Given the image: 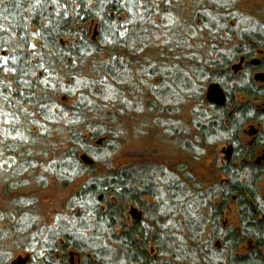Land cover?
<instances>
[{
  "label": "trees",
  "instance_id": "trees-1",
  "mask_svg": "<svg viewBox=\"0 0 264 264\" xmlns=\"http://www.w3.org/2000/svg\"><path fill=\"white\" fill-rule=\"evenodd\" d=\"M237 4L0 0V155L25 160L24 171L39 180L48 168L69 192L58 215L64 221L41 225L37 211L50 186L40 180L27 189L14 167L1 165L0 264H72L71 257L76 264H264L256 190L264 169L250 165L252 152L236 137L242 124L259 122L256 145L264 147V112L252 107L264 103V27ZM257 50L262 61L250 71L259 81L230 72L234 60ZM216 81L229 94L224 108L197 92V83ZM233 94L242 104L234 106ZM192 100L209 109L200 106L191 119L193 161L204 149L201 137L219 135L235 146L211 185L195 182L186 162L174 167L143 155L129 165L109 162L124 143L123 119L139 121L143 136L164 131L172 140L181 133L175 118L193 112ZM37 128L52 134L40 137ZM231 206L234 227L223 218ZM131 207L140 219L129 217Z\"/></svg>",
  "mask_w": 264,
  "mask_h": 264
},
{
  "label": "rangeland",
  "instance_id": "rangeland-1",
  "mask_svg": "<svg viewBox=\"0 0 264 264\" xmlns=\"http://www.w3.org/2000/svg\"><path fill=\"white\" fill-rule=\"evenodd\" d=\"M238 1L237 7L239 9H241V11L246 12L247 14L250 15V21L254 22L255 27L256 25L258 26L261 25L262 27H264V0H236ZM192 7H188V14L187 16H189V14L192 13ZM260 27V26H259ZM28 49H30V51L33 53L35 51V49L32 47V45L28 46ZM28 53V51L26 52ZM254 58H259V55L256 53V55L252 56ZM253 58V59H254ZM239 59H236L232 62V64L237 65L240 64L238 63ZM233 65V66H234ZM244 69V68H243ZM245 70H236V72L238 73L237 75L239 76L240 73ZM235 72V73H236ZM242 74V73H241ZM245 74V73H244ZM236 75V77H238ZM208 84L202 85V87H200L199 83L196 84V87H199L200 89L197 90V92L199 93V98L202 97V95H204L205 90L207 88ZM195 88V87H194ZM170 91V90H169ZM168 91V92H169ZM231 91V89H230ZM194 92V90H193ZM233 100H238L236 102H239L241 100V98H237L236 94L232 95ZM200 100V99H199ZM64 101V99L62 100ZM242 101V100H241ZM192 106H193V112H188L186 110V112H184V114H182V116L180 115L177 119L175 118L176 122L174 123L175 127L176 124L181 120H182V124L180 125V132L179 133L178 130H176L174 132V135L171 137L172 140L170 139V137L166 138L168 140L164 139L165 136V132L162 131H158L156 132L155 130L153 131V133L149 134V135H142L141 132L137 129H139L138 125H139V121L135 120V119H123V124H125V130H124V134H123V139H124V143L117 145V150L114 151L112 154H110L109 156V162L114 163L116 161H118L119 163L121 162H126V165L130 164V159H132L133 156L135 155H143L144 157L147 158H153L151 160H155L158 159L160 164H166V165H172L174 167H176L175 165H179V163H188L189 165H191L190 167L192 168L194 173H197V178L195 180V182L200 183L201 185H205V187L207 185H211L215 180L216 176H219L220 170L224 167V165H226L227 163V151H228V147H229V142H224L223 138H220L219 135H215L212 136L211 138L207 139L204 141L201 137V141L204 143V149L201 150H197V159L193 161L194 159V155H192V151L194 149L193 146V141L195 139H193V134L195 132V127L193 125H191V119L194 120L195 117H197V113L200 111V106L203 107L202 111L205 110V108L207 110H209L206 106H204V104L199 103L198 104V100L194 101L192 100ZM65 105H70L71 104V100H66L64 101ZM256 105L258 106V108L260 110H262V108L264 107V103L262 101H255ZM26 110H29V108H26ZM31 111V110H29ZM25 112V111H23ZM29 113L31 114L30 116H32L33 112H27L26 114L23 113V116L25 117V119L27 120V123H24L25 125H28L30 123V119L31 117H29ZM210 113V111H209ZM130 115V114H129ZM28 117V118H26ZM179 120V121H178ZM252 122H247L244 123L240 126V131H242V133L240 134V131H238V136L237 139L240 140V142L244 143L247 140L245 138H249L250 139V135H247V132L250 130L251 127L257 128V130L259 129V126L256 125V123ZM195 123V121L193 122ZM207 125V122H205L204 120H202V125ZM225 124V123H224ZM226 126V124H225ZM251 126V127H250ZM38 129V128H37ZM186 132H185V131ZM37 131V130H36ZM35 130H31L32 133L36 132ZM56 131V129H55ZM49 135L47 134L46 131H43L42 129H38V131L36 133H39L40 137H46L48 135V138L51 136V131H49ZM237 132V131H236ZM35 133V134H36ZM34 134V135H35ZM198 137L201 135L200 133H197ZM27 136V135H25ZM181 137V140L177 142L178 137ZM245 137V138H244ZM33 137L30 136V138L28 139V141L30 140L29 144H31V141ZM38 138V137H37ZM121 138V137H119ZM23 140H25L26 144V138H23ZM38 140V139H37ZM175 140V142H174ZM97 142V141H96ZM101 143V141H100ZM99 143V144H100ZM1 144V142H0ZM245 144V143H244ZM7 145V144H6ZM98 145V144H96ZM202 145V143H201ZM262 149V148H261ZM259 148L253 150V155L256 154L258 152ZM53 151V150H52ZM260 151V150H259ZM54 152V151H53ZM50 152L48 154H44V156H42L41 158H44V160L42 162L47 163L48 159L50 156H52L54 153ZM38 153V152H37ZM46 153V152H45ZM40 154V153H38ZM17 155V154H16ZM41 156V155H39ZM155 156H157V158H155ZM16 158L15 155H12L11 157H7V159L3 160L2 156L0 155V170H1V165L6 167H14L15 172L17 173L16 176H18V178L22 179V181H20V183H22V185H25L26 188L30 187L31 185L35 186L37 181L43 180L45 182V185L47 186H52L51 188L49 187V189L47 190L45 197H43L40 201L39 204V211L38 214L41 216V218H38L40 220V224L41 225H48L50 223H56V221H64V216H58L61 215V213H65L63 206L65 205L66 202V198H68V193L66 190L62 189V185L58 184L57 181L55 180V175H51L50 171L48 168H41V172L40 174L43 176V179H38V177H33L32 173L25 172L24 169L22 168L24 165L25 160L22 161V164H20V159L17 160L13 159ZM40 159V158H39ZM95 160V159H93ZM20 165V166H17ZM22 165V166H21ZM100 166V165H99ZM21 167V168H19ZM34 168V167H33ZM27 173V175H26ZM220 177V176H219ZM45 178V179H44ZM51 179L54 181L51 182ZM222 180V179H221ZM204 181V183H203ZM40 183H38L37 185H39ZM36 185V186H37ZM28 189V188H27ZM257 195H258V208L263 209L264 207V201H262V199L264 198V178L263 179H259V182L257 184ZM2 197L0 196V202L2 201L1 199ZM1 206V204H0ZM60 217V218H59ZM223 218H225V221H227L230 226H235L236 225V213L234 210V207L231 206L230 209L228 211L225 212ZM53 225L49 226L48 228H52ZM6 242H4L5 244H9L8 240L5 239ZM11 245V244H10ZM18 256V255H16ZM15 259H23L22 256L17 257ZM71 263L72 264H76L75 259L72 260L71 257ZM18 264H24L23 262H19Z\"/></svg>",
  "mask_w": 264,
  "mask_h": 264
},
{
  "label": "flooded vegetation",
  "instance_id": "flooded-vegetation-1",
  "mask_svg": "<svg viewBox=\"0 0 264 264\" xmlns=\"http://www.w3.org/2000/svg\"><path fill=\"white\" fill-rule=\"evenodd\" d=\"M258 55H259V58H254V57H251V58H249L248 60H245L244 58H240L239 59V62L238 63H240V65H241V70H245V73H246V75L248 76V74L257 82V81H259L258 80V78H257V76H258V74H259V72L258 71H250V67H254V68H257L260 64H261V61H262V52L260 51V50H257V52H256ZM4 55V53L2 54V56ZM254 58V59H253ZM255 61H257L256 63H252V62H255ZM233 65L234 64H232L231 66H230V72L232 73V74H234V75H237L238 73L236 72V71H234V70H232V67H233ZM244 68V69H243ZM252 70H254V69H252ZM236 72V73H235ZM240 74L241 73H244V71H242V72H239ZM260 82L261 83H264V77L262 76V78H260ZM218 86L219 88H220V90L223 92V94H224V97H225V103H224V105L223 106H217V105H215L212 101H209L208 100V92H209V88L211 87V86ZM228 95L229 94H227L223 89H222V87L220 86V83H218L217 81L216 82H214V83H212V84H209L208 86H207V88H206V90H205V93H204V99H205V102H206V104L207 105H209V106H212V107H216V108H224L226 105H227V103H228ZM232 96V95H231ZM240 98V96L239 95H237V98ZM232 100H233V97L231 98ZM235 103V102H234ZM240 104H242V102H241V100H240V102H236L235 103V105L234 106H236V105H240ZM252 107L254 108V109H256V110H258L259 108H258V106L256 105V103L255 102H253L252 103ZM230 112V111H229ZM262 112H264V107H263V109H262ZM250 122H252V121H250ZM253 123H256V122H253ZM256 125L257 126H259V129L257 130V128H254V127H251L250 128V130L247 132V135H250L251 137H250V139L248 138H245L247 141L246 142H242V145H243V148H245L247 151H251L252 152V156H251V164L250 165H252V166H254V167H256V168H258V169H264V147H261V146H257L256 145V143H257V140H258V137H259V134H260V132L262 131V126H261V123H256ZM226 128V127H225ZM224 128V129H225ZM238 131H240V127L237 129V132H236V134H237V136H238ZM242 131L243 130H241L240 131V134L242 133ZM236 136V137H237ZM221 138V137H220ZM240 141V140H239ZM257 148H259V150H258V152L256 153V154H254L253 155V150H255V149H257ZM262 148V149H261ZM234 152H235V146L232 144V143H230L229 142V147H228V151H227V153H226V155H227V163L226 164H228V163H230L231 162V159L233 158V155H234ZM249 162V163H250ZM225 166V165H224ZM264 178V176H261L260 177V179H263ZM262 201H264V198L262 199ZM250 209L253 211L254 209H253V207H252V203L250 204ZM131 209H134V214L133 215H131L130 214V210ZM259 211H261V212H264V207H263V209H260L259 208ZM129 217H131V219H133V220H136V219H140L139 217H140V214H139V212H138V210L136 209V208H134V207H131L130 209H129ZM137 214H138V216H137ZM263 215H261L262 217L264 216V213H262Z\"/></svg>",
  "mask_w": 264,
  "mask_h": 264
},
{
  "label": "water",
  "instance_id": "water-1",
  "mask_svg": "<svg viewBox=\"0 0 264 264\" xmlns=\"http://www.w3.org/2000/svg\"><path fill=\"white\" fill-rule=\"evenodd\" d=\"M94 36H95V32H94ZM257 61L255 62H252V63H256ZM241 68V65L240 64H237V65H234L232 67V70L236 71V70H240ZM208 100L209 101H212L215 105L217 106H223L224 103H225V97H224V94L223 92L220 90V88L218 86H211L209 88V92H208ZM100 141H97L96 144H99ZM81 159L82 161L86 162L87 161V157L85 156H81ZM130 214L133 215L134 214V210L132 209L130 211ZM138 216V214H137Z\"/></svg>",
  "mask_w": 264,
  "mask_h": 264
}]
</instances>
